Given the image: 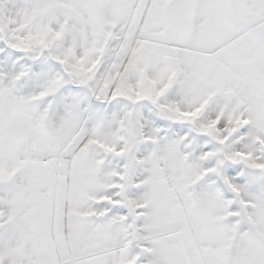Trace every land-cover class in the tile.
I'll use <instances>...</instances> for the list:
<instances>
[{"label":"snow or ice","instance_id":"6c2138e0","mask_svg":"<svg viewBox=\"0 0 264 264\" xmlns=\"http://www.w3.org/2000/svg\"><path fill=\"white\" fill-rule=\"evenodd\" d=\"M0 264H264V0H0Z\"/></svg>","mask_w":264,"mask_h":264}]
</instances>
